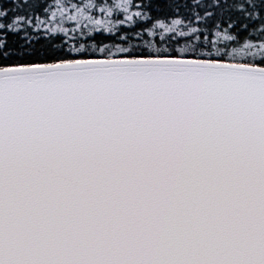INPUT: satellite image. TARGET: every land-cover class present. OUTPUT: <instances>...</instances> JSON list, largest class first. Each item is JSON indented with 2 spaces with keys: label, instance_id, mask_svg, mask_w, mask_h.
Returning a JSON list of instances; mask_svg holds the SVG:
<instances>
[{
  "label": "snow or ice",
  "instance_id": "6c2138e0",
  "mask_svg": "<svg viewBox=\"0 0 264 264\" xmlns=\"http://www.w3.org/2000/svg\"><path fill=\"white\" fill-rule=\"evenodd\" d=\"M0 264H264V0H0Z\"/></svg>",
  "mask_w": 264,
  "mask_h": 264
},
{
  "label": "trees",
  "instance_id": "16d2710c",
  "mask_svg": "<svg viewBox=\"0 0 264 264\" xmlns=\"http://www.w3.org/2000/svg\"><path fill=\"white\" fill-rule=\"evenodd\" d=\"M46 2L47 3H53L54 2V0H46ZM137 2H138V0H137ZM201 2L202 3H206V2H208V0H201ZM4 3L7 5L8 4V0H4ZM179 3L181 4V6L183 7V5L185 4V3H193V0H179ZM197 11H200V9L198 8L197 9ZM69 27L71 26V25H68ZM257 27H258V25H257ZM41 39L43 40V39H45L44 37H41ZM103 42V43H111V42H119V41H115V38L113 37V38H108V36H107V34H99L98 36H97V43H99V42ZM57 42H59V41H57ZM66 45H65V50H66Z\"/></svg>",
  "mask_w": 264,
  "mask_h": 264
}]
</instances>
